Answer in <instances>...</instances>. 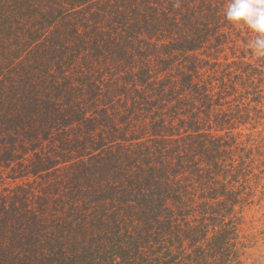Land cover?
Returning <instances> with one entry per match:
<instances>
[{
	"label": "trees",
	"instance_id": "16d2710c",
	"mask_svg": "<svg viewBox=\"0 0 264 264\" xmlns=\"http://www.w3.org/2000/svg\"><path fill=\"white\" fill-rule=\"evenodd\" d=\"M228 2L0 0V264H243Z\"/></svg>",
	"mask_w": 264,
	"mask_h": 264
},
{
	"label": "rangeland",
	"instance_id": "374dc122",
	"mask_svg": "<svg viewBox=\"0 0 264 264\" xmlns=\"http://www.w3.org/2000/svg\"><path fill=\"white\" fill-rule=\"evenodd\" d=\"M232 30H235L232 36L222 40L224 44L220 46L222 49L218 53V61L227 57L233 58L231 56L233 51L239 52L241 50L239 48H242L240 46L246 45L245 61L256 68H259V65L262 66V73L259 76L251 73L249 83L245 87L243 85L245 93L239 86L243 96L232 100L231 106L234 109L235 119L232 120L233 126L229 130L235 139H232V142L229 140L230 144L232 143L229 150L233 156L228 162L227 171H229V187L239 201L235 204L233 216L239 228L237 248L240 258L243 264H264V55L254 53L249 47L250 42L255 38V33L245 25L232 24L222 32L229 33ZM210 43H215L214 38L210 40ZM201 75L204 76L205 73L201 71ZM190 96L198 99L196 94H174L170 96L171 100L166 95L162 97L163 101L159 103V106H164L168 110L172 106L190 110L192 106L187 105ZM183 97L185 99H182ZM199 104L196 103L194 106L197 107ZM244 106L248 111L245 120ZM116 121L119 128H122L120 120L116 118ZM139 126L145 127L143 120ZM213 126L215 127L214 123ZM221 162L222 159L219 163ZM20 184L22 183L18 185ZM15 186L16 183L6 178L0 184V194Z\"/></svg>",
	"mask_w": 264,
	"mask_h": 264
},
{
	"label": "clouds",
	"instance_id": "9594fccd",
	"mask_svg": "<svg viewBox=\"0 0 264 264\" xmlns=\"http://www.w3.org/2000/svg\"><path fill=\"white\" fill-rule=\"evenodd\" d=\"M224 15L228 22L245 25L255 33L249 47L254 53L264 55V0H229Z\"/></svg>",
	"mask_w": 264,
	"mask_h": 264
}]
</instances>
